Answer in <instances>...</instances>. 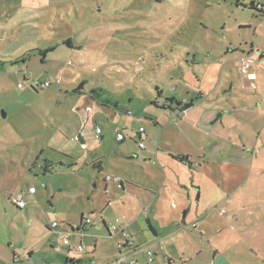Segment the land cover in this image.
I'll return each instance as SVG.
<instances>
[{
	"label": "rangeland",
	"instance_id": "374dc122",
	"mask_svg": "<svg viewBox=\"0 0 264 264\" xmlns=\"http://www.w3.org/2000/svg\"><path fill=\"white\" fill-rule=\"evenodd\" d=\"M252 2L264 6V0H0V264L22 261L31 251L64 263L68 249L56 244L71 230L66 223L81 212L95 228L101 221L91 211L105 201L116 206L101 183L113 175L115 149L135 148L129 138L139 125L151 130L148 119L162 116L159 130L171 121L174 108L158 113L153 100L164 104L195 91L200 103L228 104L214 113L215 127L228 125V118L251 134L262 127L264 57L257 59L264 54V15L250 9ZM250 50L254 80L240 72V58ZM23 70L29 80L51 85L20 87ZM96 100L116 102L142 119L123 128V121L106 119ZM94 121L104 129L103 139L94 138ZM98 157L101 171L91 163ZM29 187L36 193L29 195ZM19 194L23 209L14 203ZM54 220L59 227L52 230ZM140 221L146 223L142 213ZM189 231L207 264L213 252L195 228ZM97 234L100 241L99 234L107 235ZM93 256L114 261L110 253Z\"/></svg>",
	"mask_w": 264,
	"mask_h": 264
},
{
	"label": "crops",
	"instance_id": "0c3cea01",
	"mask_svg": "<svg viewBox=\"0 0 264 264\" xmlns=\"http://www.w3.org/2000/svg\"><path fill=\"white\" fill-rule=\"evenodd\" d=\"M253 3L250 6L254 7ZM253 11L260 17L264 15ZM263 57V52H260L257 60L261 61ZM251 73L253 78L247 77L248 80L257 78L255 70ZM168 99H172L173 103L179 101L176 97ZM200 99L195 100L178 119L172 114L170 120L175 124L164 120L162 130L157 128V121L162 116L148 119L153 124L151 130L139 125L129 138L135 148L130 149L125 144L115 149L111 171L122 179L123 187L118 188L114 182L107 180L101 183L103 194L114 197L116 206L110 208L111 202L105 201L103 207H95L91 214L98 213L101 223L90 228L91 221L82 233L72 232V228L85 217L83 213L80 212L78 219L72 223H66V228L73 233L71 241L72 237H77V242H72L83 244L84 254L74 255L71 253L75 250L68 249L66 255H61L63 264H68L66 259L75 264H89L90 258L96 264H102L106 257L95 258L93 255L97 253H110V261H115L118 256L116 243L121 241V237L110 233L108 227L116 217L127 224L136 247L155 246L158 241L164 247L163 251L157 250L151 263L140 254L137 264H203L202 250L195 248L199 242L189 231L190 227L195 228L201 242L209 246V254L213 252L207 264H264V114L257 115L263 120L257 117L262 127L255 128L256 135L255 131L251 134L248 127L237 130L233 118H228V125L215 127L214 113L221 110V106L227 109L228 104H203ZM96 101L100 112L103 109L107 111L106 119L123 121V128L127 122L142 119L127 107L119 109L116 102ZM153 103H156L158 113L165 112V103L156 100ZM173 103L169 106L170 110L175 108ZM233 112L229 109L226 115L231 117ZM223 115L225 113L219 114ZM95 126H100L97 121L91 126L94 138L103 139L104 129L101 126L102 134L96 138ZM141 127L144 129L142 133L139 132ZM78 141L86 146L82 134ZM139 141L143 142V148L138 146ZM102 159L93 158L92 167L101 171ZM27 193L35 194L36 190L34 193L27 190ZM172 203L174 206H171ZM118 204L120 208H117ZM141 213L146 218L145 224L140 221ZM49 228L52 229L50 225ZM103 230L107 235L99 234L103 237L100 241L97 233ZM68 233L69 230H64V235ZM40 253L28 252L22 261L13 260L14 264H33L35 255L37 264H61L55 257Z\"/></svg>",
	"mask_w": 264,
	"mask_h": 264
},
{
	"label": "built area",
	"instance_id": "2783aa9c",
	"mask_svg": "<svg viewBox=\"0 0 264 264\" xmlns=\"http://www.w3.org/2000/svg\"><path fill=\"white\" fill-rule=\"evenodd\" d=\"M257 10L261 11V13L264 14V6L263 5H259L258 3L255 4L254 6ZM252 50H250L247 53H243V55L240 58V65H241V70L240 72L244 75H246L247 77H249L250 79L253 78L252 75V68H253V64H254V59L252 58ZM23 81L21 83H19V86L22 87L24 85L30 86L32 88H45L51 85L50 81H44V82H38V81H34V80H29L28 78H26V72L23 70ZM57 83H59V80L57 81ZM171 91H174V88L171 87ZM200 96V94L198 92H191L189 96H185L184 98L180 99L177 103H176V107L173 110V116L175 118L180 117L182 114H184L188 107L190 105H192L194 103L195 100H197ZM172 105V103L170 101L166 102V105ZM86 111H91V109L89 107H86ZM144 131V129L141 127L139 128V132L142 133ZM94 134L96 138H100L101 134H102V130L99 126H95L94 127ZM81 136L78 135V137ZM77 137V139H78ZM124 139L122 134H118L117 135V140H122ZM138 146L140 148H143V142L139 141L138 142ZM84 147V146H82ZM105 180L107 181H112L116 184V186L118 188L123 187V183H122V179L119 176L116 175H106L105 176ZM28 192L29 193H34L35 189L33 187H29L28 188ZM14 203L16 204V206L18 208H23L25 206V201L23 199L22 195H18L15 199H14ZM171 206H174V204L172 203ZM91 219L89 217H82V219L79 221V223L74 226L72 229L73 231H76L78 233H82L85 226H87L88 224H90ZM58 222L57 221H53L50 224V227L52 229H56L58 227ZM109 232L110 233H116L119 234L121 237V241L116 243V248L118 250V256L117 259L114 262H111L109 264H137L138 262V257L140 254L144 255L147 262L151 263L154 261L155 255L157 250L158 251H163L164 247L161 243V241H158L156 243L155 246H144V247H136L134 245V243L131 240L130 237V232L128 230V226L127 224L120 218L116 217L113 222H111V224L108 227ZM72 233H68L65 234L61 239L60 242L56 245L57 249H60L61 247H65L69 250H75L77 252H82L84 251V246L81 243L78 244H73V242L71 241L70 237H71ZM89 264H96L95 260L93 258H91L89 260ZM179 264H184L183 262H180Z\"/></svg>",
	"mask_w": 264,
	"mask_h": 264
},
{
	"label": "trees",
	"instance_id": "16d2710c",
	"mask_svg": "<svg viewBox=\"0 0 264 264\" xmlns=\"http://www.w3.org/2000/svg\"><path fill=\"white\" fill-rule=\"evenodd\" d=\"M250 9H253V10H255L256 12H260L261 13V11H259V10H257L255 7H253V6H250ZM65 44L67 45V46H69V47H72L73 45H72V43H71V41H69V40H67L66 42H65ZM167 101H170L171 103H173V100L172 99H168V100H166V102ZM166 102H165V105H164V107L163 108H165V109H170V104L169 105H166ZM178 101H176V103H177ZM176 103H175V107H176ZM174 104V103H173ZM153 105H156V103H153ZM191 106V105H190ZM189 106V107H190ZM162 109V108H161ZM175 159H177V160H179V161H184L183 160V158H177V157H174ZM50 162H46V165L44 166L45 168H46V171L48 170V167H50L51 165L49 164ZM71 166H73V165H71ZM70 166V167H71ZM122 240V239H121ZM69 251H71V250H69ZM77 252V251H76ZM82 252H84V251H82ZM91 259V258H90ZM89 259V260H90ZM66 262L68 263V264H75V262L74 261H72L71 259H66Z\"/></svg>",
	"mask_w": 264,
	"mask_h": 264
},
{
	"label": "water",
	"instance_id": "95a60500",
	"mask_svg": "<svg viewBox=\"0 0 264 264\" xmlns=\"http://www.w3.org/2000/svg\"><path fill=\"white\" fill-rule=\"evenodd\" d=\"M80 87H81V86H80ZM80 87H79V88H80ZM79 88H78V89H79ZM76 90H77V89H76Z\"/></svg>",
	"mask_w": 264,
	"mask_h": 264
}]
</instances>
